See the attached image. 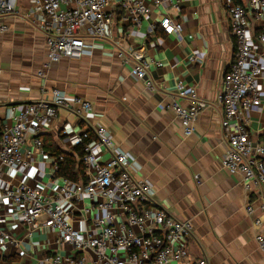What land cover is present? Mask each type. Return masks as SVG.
<instances>
[{
	"label": "built area",
	"instance_id": "1",
	"mask_svg": "<svg viewBox=\"0 0 264 264\" xmlns=\"http://www.w3.org/2000/svg\"><path fill=\"white\" fill-rule=\"evenodd\" d=\"M181 2L30 0L29 8L20 11L17 0H0V35L8 31L6 17L25 19L45 39L48 67L61 59L79 60L87 42L100 43L107 37V30L115 23L117 15L120 16L118 21L128 27L125 35L136 36L153 8L165 5L179 16ZM223 6L235 42V55L223 75L218 97L226 146L220 166L229 175L241 177L249 198L264 184V137L251 139L240 114L261 103L264 0H247L244 6L223 0ZM250 16L257 24L255 35L250 34ZM182 24L181 20L176 21L164 13L157 24L147 26L145 37L152 40L156 27L166 35L179 34ZM117 57L126 63L135 60L129 75L142 82L149 92L154 90L148 73L153 66L161 67L160 63L144 59L143 54L134 50L118 52ZM189 61L196 62L197 58L192 56ZM169 108L178 119L184 137L189 138L201 110L195 87L178 81ZM60 110H66L84 124L78 132L68 124L61 128L62 144L68 152L77 146L83 147L84 183L55 176L62 158H50L39 137L54 125ZM90 118H94V113L89 101L68 97L57 90L51 92L50 100L11 109V124H2L0 130V251L21 247L23 240L43 232L51 235L53 245L68 251V254H60L59 250L48 248L53 255L45 261L50 264H83V258L77 259L75 255L90 254L94 255L95 264H191L184 247V241L192 239L191 223L177 220L158 205L151 183L135 177L136 168L128 154L115 147L108 131L93 126ZM90 135L93 139L84 144ZM101 153L108 154V158L102 161ZM33 155L49 158L50 167L38 171L35 180L39 184L30 186L23 176L32 179L31 172L36 171ZM45 177L48 188H53L50 193L41 186ZM85 201L90 205H84ZM260 209L264 211V205ZM245 211L248 215L254 214L249 199ZM12 224L23 228L22 240L12 236ZM252 225L257 247L264 253L260 215L253 217ZM0 264L3 263L0 261ZM194 264L208 262L201 259Z\"/></svg>",
	"mask_w": 264,
	"mask_h": 264
},
{
	"label": "crops",
	"instance_id": "2",
	"mask_svg": "<svg viewBox=\"0 0 264 264\" xmlns=\"http://www.w3.org/2000/svg\"><path fill=\"white\" fill-rule=\"evenodd\" d=\"M17 1L20 11L30 6V0ZM238 1L247 4V0ZM164 13L181 20L182 31L166 35L156 27L154 38L146 39L147 26L157 24ZM119 18L117 15L102 42H87L79 60L61 59L46 67L43 35L19 16L6 17L8 31L0 35V124H11L13 107L50 100L53 90L89 101L94 113L92 125L104 127L114 146L128 154L136 168L135 177L151 183L158 205L177 220L191 223L192 239L184 241L191 264L201 259L208 264H264V253L257 247L252 225L253 217L260 215L264 234V211L260 209L264 205V184L248 198L241 177L229 175L220 166L226 146L218 97L223 75L235 55L223 0H182L179 16L165 5L153 8L136 36L125 35L128 27ZM249 23L250 34L255 35L257 24L252 16ZM129 50L161 64L151 67L148 73L152 92L129 75L135 60L126 63L117 57L118 52ZM192 56L196 62L189 61ZM261 80L264 82V71ZM178 81L195 87L196 101L201 105L189 138L184 137L169 108ZM263 82L260 105L240 114L254 140L264 137ZM65 124L77 132L84 128L66 110H60L54 125L40 136L49 138L60 151L72 154L62 144L61 128ZM100 158L104 161L108 154L101 153ZM48 159L33 155L36 171L31 170L32 179L23 176V180L30 186L38 185L35 176L44 167L49 169ZM41 186L45 192L53 191L48 188L47 177ZM248 199L254 208L252 216L245 211ZM84 205L90 204L85 201ZM10 229L14 238L22 240L20 225L12 224ZM48 248L68 254L52 244L51 235L36 232L23 240L21 247L1 250L0 261L50 264L45 261L53 255ZM75 256L83 258V264H95L94 255Z\"/></svg>",
	"mask_w": 264,
	"mask_h": 264
},
{
	"label": "trees",
	"instance_id": "3",
	"mask_svg": "<svg viewBox=\"0 0 264 264\" xmlns=\"http://www.w3.org/2000/svg\"><path fill=\"white\" fill-rule=\"evenodd\" d=\"M235 3L240 4L238 0H233ZM2 128V124H0V130ZM44 145L43 149L46 154L53 156L54 158L61 157L62 161L58 162L57 171L55 172L56 177L65 178L72 182H85L84 177V166L82 164L83 157V147L77 146L72 150V154H67L65 152L60 151L58 148H55L53 142L45 137L39 136ZM90 136L88 140L84 144H86L90 140Z\"/></svg>",
	"mask_w": 264,
	"mask_h": 264
},
{
	"label": "rangeland",
	"instance_id": "4",
	"mask_svg": "<svg viewBox=\"0 0 264 264\" xmlns=\"http://www.w3.org/2000/svg\"><path fill=\"white\" fill-rule=\"evenodd\" d=\"M46 180V179H45Z\"/></svg>",
	"mask_w": 264,
	"mask_h": 264
}]
</instances>
